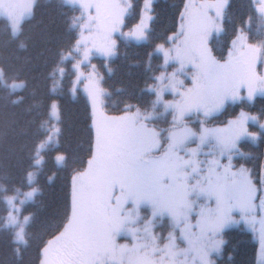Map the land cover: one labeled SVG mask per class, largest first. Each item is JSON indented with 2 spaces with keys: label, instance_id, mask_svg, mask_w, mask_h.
I'll list each match as a JSON object with an SVG mask.
<instances>
[{
  "label": "snow or ice",
  "instance_id": "snow-or-ice-1",
  "mask_svg": "<svg viewBox=\"0 0 264 264\" xmlns=\"http://www.w3.org/2000/svg\"><path fill=\"white\" fill-rule=\"evenodd\" d=\"M63 2L80 13L70 24L79 30V36L73 49L61 52L59 59L75 60L76 83H83L88 92L92 142L86 166L73 169L64 220L42 244L39 264H214L211 257L225 243L224 229L237 222L233 213L238 211L249 223H254L258 211L264 214V178L258 186L247 169L233 170L232 164L233 155H243L239 142L257 139L258 134L248 127L249 121L258 122L257 116L241 111L224 127L204 125L226 103H243L252 101L257 93L264 95V74L256 67L258 62L264 64V39L249 42V17L231 41L227 59H217L210 41L213 34L224 30L228 0H190L180 14L179 30L167 38L171 46L161 44L155 49L162 54L165 68L152 76L147 89L155 96L150 109L126 104L122 114L108 115L104 103L108 93L100 87L91 57L95 53L106 57L117 54L113 36L121 31L133 5L130 0ZM150 2L145 0L146 10H150ZM257 4L264 25V0ZM32 7L30 0H0V16L10 21L13 37L21 33L22 21L31 16ZM127 36L137 41L148 39L145 18ZM170 62L174 71L169 74ZM86 67L93 69L87 76ZM64 71L58 63L52 75ZM189 74L191 86H186L180 76ZM26 87V81L17 82L15 77L9 82L0 67V88L9 95ZM166 92L173 99L165 100ZM21 100L23 97L12 103ZM58 113L53 102L50 118L59 121ZM164 113L171 115V127L157 129L154 125ZM193 114L205 118L196 129L188 126ZM46 123L40 125L44 137L32 148L20 178L21 185L30 190L21 192L13 185L14 195L0 196L7 205V215L0 216V232L8 234L17 259L22 258L21 246H29L28 229L35 219V213L24 215L22 208L41 194L38 176L48 154L55 153L57 166L68 164L67 154L58 147L61 129L45 127ZM259 127L264 130V123ZM193 143L196 147L190 146ZM205 146L208 158L201 159ZM224 156L226 164L219 159ZM0 180L11 182L7 174ZM0 190L7 191L3 185ZM142 210H150V216H142ZM165 219L170 225L166 236L154 231ZM261 223L264 225V219ZM120 237H130L131 244L119 243ZM260 247V264H264V227Z\"/></svg>",
  "mask_w": 264,
  "mask_h": 264
},
{
  "label": "trees",
  "instance_id": "trees-1",
  "mask_svg": "<svg viewBox=\"0 0 264 264\" xmlns=\"http://www.w3.org/2000/svg\"><path fill=\"white\" fill-rule=\"evenodd\" d=\"M183 2L156 0L152 6L148 39L120 41L116 55L107 60L96 58L108 93L104 102L106 112H120L126 104L144 108L151 105L152 93L147 88L153 82L159 61L153 49L177 30ZM137 3L128 14L127 23L136 19ZM76 16L78 10L62 0H35L32 15L23 21L18 36L13 37L7 23L0 20V66L8 80L15 77L27 83L25 89L11 95L0 88V176L7 174L11 178V182L0 180L3 189H7L0 190V196L13 193V185L27 188L21 185L20 178L27 168L32 148L44 137L41 123L46 121L45 127H51L50 105L53 101H57L59 109V151L68 156L67 166H57L53 160L55 153L48 154L38 176L41 194L35 202L23 206V211L35 213L28 229L29 246L26 249L21 246L22 258L17 259L8 234L0 232V264H39L42 244L57 232L64 220L73 169L85 167L90 155V105L83 93L72 94L71 59L62 62L59 59L61 52L73 49L78 29L71 28L70 24ZM249 17L250 37L258 41L264 39V25L255 11L254 0H229L224 30L211 41L216 55H224L229 38ZM149 53H152L151 57ZM58 63L66 65L65 71L53 76ZM19 97L23 100L13 104L12 101ZM223 114L228 115L229 109ZM6 208V203L0 199V216H5ZM223 234L225 243L219 260L225 264H260L257 244L248 231L231 227Z\"/></svg>",
  "mask_w": 264,
  "mask_h": 264
},
{
  "label": "rangeland",
  "instance_id": "rangeland-1",
  "mask_svg": "<svg viewBox=\"0 0 264 264\" xmlns=\"http://www.w3.org/2000/svg\"><path fill=\"white\" fill-rule=\"evenodd\" d=\"M62 1H63V0H62ZM154 1H155V0H151V2H150V10H146V9H145V0H140L138 3H137V0H130V2L132 3V5H134V4H136V3L138 4V13H137V17H136V19H135L133 22H131V23H127V15L131 12V8H130V9L128 10V12L126 13L125 17H124V25L121 27V31H120V32H117V33H114L113 38L116 39V41H117V45H118L119 41H124V42H141V41H137V40H135V39H133V38H129V37L127 36V33H128L130 30H132V29H134V28L136 27V25L140 22V19H141L142 17L145 18V21H146V22L149 24V26H150V22H151V20L149 21V20L147 19V16H151V17H152V5H153V2H154ZM21 2H29V0H21ZM30 2L32 3V5H34L35 0H30ZM189 2H190V0H184V4H183V8H182L181 13L185 10V5H187ZM196 2H197V3H201V2H204V0H196ZM208 2H210V3H215L216 0H208ZM254 4H255V9H256V8L258 7L257 0H254ZM132 7H133V6H132ZM32 9H33V7H32ZM256 12H257V11H256ZM78 13H79V11H78ZM257 13H258V12H257ZM79 15H80V13H79ZM0 18H3V19H5V20L8 22V25H9L10 30H11V24H10V21H9L6 17H3V16H0ZM22 23H23V21H22ZM125 23H126V25H125ZM179 25H180V19H179L178 28H177V30H176L175 32H177V31L179 30ZM21 26H22V24H21ZM239 29H240V28H239ZM239 29H238V30H239ZM238 30H237L236 33L230 38L229 46H228V48H227V53L225 54V56H223V57H218V56L213 52V55H214L217 59H220V60L227 59V54H228V51L230 50V47H231V41L234 40V39L236 38V35H237V33H238ZM121 32H123L125 35H121ZM175 32H174V33H175ZM174 33H172L170 36H172ZM218 34H219V33H218ZM218 34H213V36H217ZM246 34H249V33H246ZM78 36H79V30H78ZM213 36H212V37H213ZM212 37H211V38H212ZM77 38H78V37H77ZM143 41H145V40H143ZM249 42H250V43H258L259 41L252 40V39L250 38ZM161 44H164L165 47H170V46H171V41H168V39H167V41H163V42L157 43V44L155 45V47H154V49H153V53H154L155 55L158 56L159 61H158V70L155 72L154 75H159L160 72H161L162 70H164V68H165V66L163 65V57H162V54L159 53V52H156V51H155L156 47H157L158 45H161ZM210 46H211V45H210ZM67 52H68V51H67ZM67 52H65V53H67ZM96 57H100V58H103V59H105V60H107V59L110 58V57H106V56H104V55H102V54H100V53H95V54L91 57V64H94V65L96 66V68H95V72L97 73V76H98V78H99L100 87L103 88L104 91L106 92V88H105V86H104V84H103V81H102V73H101V71L99 70V68L97 67V65H98V61H97ZM112 57H113V56H112ZM74 63H75V60L72 59V62H71V68H72V70H73L72 85H71V91H72V94L75 95L77 92H81V93H83V94L87 97V99H88V101H89V104H90V108H91V101H90V98H89V96H88V92H87V90H86V88H85V85H84L83 83H80V84H77V83H76L75 75H74V69H73V67H72V65H73ZM0 67H2V66H0ZM61 67H64V68H65L66 65H65V64H62ZM256 67H257V72H258V73H260V74H264V64H261V63L258 62ZM84 71H85V76H87L88 72L93 71V69H92L91 67H86V68H84ZM172 71H174V67L172 66V62H170V64L167 66V72L170 74ZM180 79H183V80L185 81V85H186V86H191V76H190V74H189V75L180 76ZM8 81L11 82L12 79H9ZM19 81H24V80H22V79H17V82H19ZM149 86H150V85H149ZM149 86H148V87H149ZM147 89H148V88H147ZM244 95H246V92L244 93ZM257 96H263V95H261L260 93H257L255 97H257ZM255 97H254V99H255ZM164 98H165V100H171V99H173V96H172L171 93L166 92V93L164 94ZM154 99H155V96L152 94V100H154ZM254 99H253V100H254ZM253 100H252V101H253ZM252 101H247V100H245L243 103H241V102H239V101H237L236 103H232V102H228V103H226L225 106H224V108L227 106V104H229L230 108L235 110L234 114L227 116V117L225 118V120H223L224 122L219 123V124H216V125H212L210 128L224 127V126L227 124V122H228L229 120H233V119H235V118L239 115V113H240L241 111H245V112H248V113H250L251 115H255V116H257V117L259 118V120H258L257 123H253V122L249 121V125H248V127H249V131H250V132H253V133H257V134H258V133H259V128H260L259 125H260L261 123H264V122H263V116H260V112L257 111L256 108H251V106H248V105H247V102H252ZM53 102H55V103L57 104V101H53ZM53 102H52V103H53ZM104 102H105V101H104ZM134 107H135V106H134ZM139 107L144 108V107H142V106H139ZM148 108L150 109V106H149ZM224 108H223V109H224ZM223 109H221L219 112L221 113V111H222ZM159 110H160L161 112H163V109H162V108H160ZM122 112H123V110L120 111V112H116V113H108V112H106V113H107L108 115H120V114H122ZM58 115H59V113H58ZM51 119H52L51 127H52V126L59 127V123H58V121H57L55 118H51ZM171 122H172L171 115H170L169 113H164L162 116H160V117L157 119V121H156V123H155L154 126H155L157 129H168V128L171 127ZM91 123H92V121H91ZM188 126L194 128V129L199 128V126H200V121H198V117H197L195 114H193V115L191 116V118L189 119ZM243 140L251 141L250 138H249V139H243ZM241 141H242V140H241ZM241 141L239 142L238 147L240 146ZM190 146H191V147H196V144L193 143V144H191ZM208 151H209V149L207 148V146H205L204 149H203V153L201 154V157H200V158H201V159H207L208 157H206V156L204 155V153H207ZM240 152H241V151H240ZM219 159H220L221 162L224 163V164H226V163L228 162L226 156H224V157H219ZM245 159H246V157H245L244 155H240V154L233 155V158H232L233 170H237V169L240 168V167H244V168L247 169L248 172H249L248 165H247V163L245 162ZM249 174L252 176V174H251L250 172H249ZM72 175H73V173H72ZM72 175H71V177H72ZM252 178H253L254 182L258 185V183L255 181V178H254L253 176H252ZM259 182H260V181H259ZM29 190H30L29 187H27L26 189H20L21 192H26V191H29ZM14 194H15L14 192H13V193H6V194H4V196H12V195H14ZM20 198L22 199L23 197H20ZM257 203H259V201H257ZM22 211H23V208H22ZM23 214H24V215H29V213L26 212V211H23ZM6 215H7V212H6L5 216H6ZM141 215H142V216H150V210H142V211H141ZM233 216H234V218H235V220H236L237 222L231 224L229 227L242 226L245 230L249 231V232L252 234V236H253V238L255 239V241L257 242V246H258V255L261 257L260 233H261V228L264 227V225H262V223H261V220L264 219V214H261V213L258 211L257 214H256V219H255L254 223H249V222H247L245 219L241 218V216H240V214H239L238 211H235V212L233 213ZM193 223H195L194 220H193ZM169 228H170V225L168 224L167 219H165V222H163L162 224H158V225L156 226V228L154 229V231H155L157 234H162V235L166 236V235H167V232L169 231ZM227 228H228V227H227ZM222 237H223V234H222ZM223 239H224V237H223ZM118 242L121 243V244H123V243H128L129 245L131 244L130 237H128V238L120 237V238H118ZM222 246H223V245H222ZM221 250H222V248H221ZM221 253H222V252L220 251L219 253H213V254H212V257H211V258H212V260L214 261V264H225V262L219 260V258L221 257ZM260 262H261V261H260Z\"/></svg>",
  "mask_w": 264,
  "mask_h": 264
},
{
  "label": "flooded vegetation",
  "instance_id": "flooded-vegetation-1",
  "mask_svg": "<svg viewBox=\"0 0 264 264\" xmlns=\"http://www.w3.org/2000/svg\"><path fill=\"white\" fill-rule=\"evenodd\" d=\"M263 154H264V152H263ZM264 165V164H263ZM263 165H261V167H263Z\"/></svg>",
  "mask_w": 264,
  "mask_h": 264
}]
</instances>
